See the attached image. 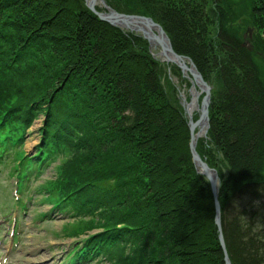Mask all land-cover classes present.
Segmentation results:
<instances>
[{"label":"trees","instance_id":"obj_1","mask_svg":"<svg viewBox=\"0 0 264 264\" xmlns=\"http://www.w3.org/2000/svg\"><path fill=\"white\" fill-rule=\"evenodd\" d=\"M104 1L159 24L210 86L195 150L218 177L226 254L230 264H264V179H255L264 168V0H249L240 24L227 0ZM168 76L189 85L83 0H0V162H10L20 209L30 179L53 162L35 190L76 222L69 237L82 243L67 264L97 254L108 264H223L209 184L191 162Z\"/></svg>","mask_w":264,"mask_h":264},{"label":"rangeland","instance_id":"obj_2","mask_svg":"<svg viewBox=\"0 0 264 264\" xmlns=\"http://www.w3.org/2000/svg\"><path fill=\"white\" fill-rule=\"evenodd\" d=\"M102 1L105 3L104 0ZM227 1L232 3V9L237 15L236 23L240 24L244 19V12L247 11L249 0ZM95 3V10L104 11L98 0ZM120 29L126 31L124 28ZM131 32L136 34L134 31ZM241 32L244 37L247 35L250 37L251 28L248 26L243 27ZM244 42L247 44L246 39H244ZM146 43L147 48L151 53L152 51L156 52V50H158V47H154L156 49L149 48L147 41ZM152 56L158 60V57H155L154 55ZM162 62L169 63L163 60ZM181 77L188 81V87H183V84L178 85L174 77L168 76V78H170L169 81L177 86L179 104L182 91V93L185 94V97L188 98L187 91L191 84L189 79L183 75H181ZM201 96L202 95L199 96L198 105ZM192 114H195V112L193 111ZM41 121L42 117H38L36 120L33 119L32 124L26 130V136L22 147L27 154H31L34 150V146L39 142V135L37 132L38 128L41 126ZM49 164V166L43 168L40 175L38 174L39 176L37 175L36 178H31L28 182V187L24 189V194L21 196L24 205L23 208L20 209L15 205L13 197L11 196L13 195L14 197H17L18 195H15L14 193L15 180L12 178L13 176L8 173L10 162L8 160L5 164L0 162V264H67V257H65V255L82 243L79 238L69 237L72 236L69 234L71 232L70 227L76 225V222L70 220L69 214H61L54 208L51 210L50 203L41 201L40 194L35 190V187L42 183L46 178L53 175V162ZM255 179H264V168ZM45 213L46 216L40 217ZM13 219L16 223L14 236L11 235ZM91 230L85 232V234L93 233ZM92 231L95 232L97 230ZM41 253H44L45 255V260H43V262L36 259ZM103 257L102 254H97L84 262L75 264H108V261Z\"/></svg>","mask_w":264,"mask_h":264},{"label":"water","instance_id":"obj_3","mask_svg":"<svg viewBox=\"0 0 264 264\" xmlns=\"http://www.w3.org/2000/svg\"><path fill=\"white\" fill-rule=\"evenodd\" d=\"M97 0H83L84 5L100 20L109 23V25L116 26L119 28H124L127 31H134L136 34L140 35L148 42L149 48L158 47L161 56L163 59L160 60L172 63L179 68L181 75L186 77L187 79H192L194 83H199L198 90L202 93L199 105L195 104L194 112L196 114V118L192 119V114L186 110V108H182L184 115L187 116V128L189 133L188 139V151L190 154L191 162L195 168V170L203 175L207 180L210 188V193L213 201V222L217 232V238L219 241V245L222 249L223 255V264H230L226 250L223 243V238L221 234L220 227V215H219V205L217 202V187H218V177L216 171L209 167L198 155L195 150V142L197 137H204L206 134V130L208 127V116H207V108L209 104V91L210 86L203 80L199 72L196 70L193 63L186 56L177 54L171 48L170 42L162 28L159 24L155 23L149 17H145L140 14H127V13H119L111 9L107 6L102 0H98L104 11H97L94 9V5ZM155 33H154V32ZM243 44H245L243 42ZM152 54V53H151ZM187 73V75L185 74ZM189 80V81H190ZM191 83V82H190ZM191 86V84H190ZM189 86V87H190ZM180 105L182 106V102L180 101ZM183 107V106H182ZM202 123L204 128L200 135H194V128L198 123Z\"/></svg>","mask_w":264,"mask_h":264},{"label":"bare ground","instance_id":"obj_4","mask_svg":"<svg viewBox=\"0 0 264 264\" xmlns=\"http://www.w3.org/2000/svg\"><path fill=\"white\" fill-rule=\"evenodd\" d=\"M101 6V5H100ZM154 32V31H153ZM155 33V32H154ZM152 49H156V48H154V47H151ZM152 55H154L155 57H158V58H161V59H163V57L161 56V54H160V51L159 50H156V52H153L152 51ZM185 74L187 75V73L185 72ZM190 80V79H189ZM190 82H191V86L189 87V89H188V91H187V94H188V98H186L185 97V94H183L182 92H181V97H180V101L182 102V108H186V110L188 111V112H190V114H192V112L194 111V106H195V104H197L198 105V99H199V96L200 95H202V93H200L199 92V90H198V86H200L199 85V83L197 82V83H194V81L191 79L190 80ZM186 83V82H185ZM184 87V86H183ZM179 91V90H178ZM186 94V95H187ZM193 115V114H192ZM203 128H204V126H203V124L200 122V123H198L196 126H195V128H194V135H196L197 134V136L198 135H200L201 133H202V131H203ZM198 138V137H197ZM44 253H41V254H39L38 256H37V258L36 259H39L40 261H42L43 262V260H45V258H44ZM43 264V263H42Z\"/></svg>","mask_w":264,"mask_h":264}]
</instances>
